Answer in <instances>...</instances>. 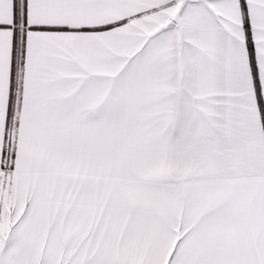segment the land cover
Listing matches in <instances>:
<instances>
[{"label":"snow or ice","instance_id":"snow-or-ice-1","mask_svg":"<svg viewBox=\"0 0 264 264\" xmlns=\"http://www.w3.org/2000/svg\"><path fill=\"white\" fill-rule=\"evenodd\" d=\"M0 264H264V0H0Z\"/></svg>","mask_w":264,"mask_h":264}]
</instances>
